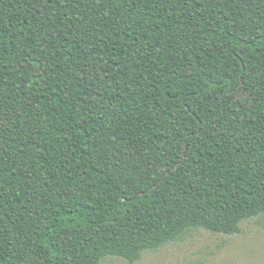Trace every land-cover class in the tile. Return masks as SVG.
Listing matches in <instances>:
<instances>
[{
    "label": "trees",
    "instance_id": "obj_1",
    "mask_svg": "<svg viewBox=\"0 0 264 264\" xmlns=\"http://www.w3.org/2000/svg\"><path fill=\"white\" fill-rule=\"evenodd\" d=\"M261 215L264 0H0V264Z\"/></svg>",
    "mask_w": 264,
    "mask_h": 264
},
{
    "label": "rangeland",
    "instance_id": "obj_2",
    "mask_svg": "<svg viewBox=\"0 0 264 264\" xmlns=\"http://www.w3.org/2000/svg\"><path fill=\"white\" fill-rule=\"evenodd\" d=\"M239 233L214 234L190 229L156 251H146L135 264H264V215L241 224ZM101 264H129L108 257Z\"/></svg>",
    "mask_w": 264,
    "mask_h": 264
}]
</instances>
